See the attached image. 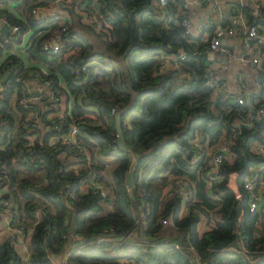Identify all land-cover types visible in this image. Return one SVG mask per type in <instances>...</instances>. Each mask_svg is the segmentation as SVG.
Returning a JSON list of instances; mask_svg holds the SVG:
<instances>
[{"label":"trees","instance_id":"1","mask_svg":"<svg viewBox=\"0 0 264 264\" xmlns=\"http://www.w3.org/2000/svg\"><path fill=\"white\" fill-rule=\"evenodd\" d=\"M53 1L0 0V18L18 26L0 35V75L10 71L0 90V164L6 168L0 174L15 213L12 223L22 228L29 252L25 258L9 233L0 238V264H52L51 256L67 251V264H264V215L249 211L244 188L254 168L264 179V125L245 124L251 108L264 105V91H253L242 103L233 95L212 99L205 82L216 24L187 31L185 0H163V9L157 0H58L69 25L63 46L53 52L42 44L62 23L31 12ZM232 9L264 26V5ZM71 18L96 41L77 32ZM29 30L24 51L43 66L9 52ZM181 52L178 68L159 71L161 55L177 59ZM256 77L263 86L264 60ZM30 83L48 85L56 99L23 104ZM120 109L124 141L139 153L130 188L131 154L116 143ZM69 121L79 124L78 142L91 167L101 171L95 177L90 166L74 170L82 160L74 146L51 141ZM196 135L208 150L227 146L209 187L204 159L186 163ZM108 157L115 163L106 178ZM180 178L192 191L185 203L176 187ZM93 179L101 188L83 189ZM73 234L82 236L84 246L73 244Z\"/></svg>","mask_w":264,"mask_h":264},{"label":"built area","instance_id":"2","mask_svg":"<svg viewBox=\"0 0 264 264\" xmlns=\"http://www.w3.org/2000/svg\"><path fill=\"white\" fill-rule=\"evenodd\" d=\"M65 2H71L73 0H64ZM205 0H191L193 4H200ZM58 3V0L56 1ZM157 5L159 8L163 9V0H157ZM259 5H256L254 8H257ZM32 14L38 16L40 18L48 16V6H38L31 10ZM233 17L229 18V23L223 25L218 23L215 25L213 29L212 36L210 38V45H209V54L208 57L210 60L213 59L212 55L216 52L221 55L226 56V60L218 62L221 68H228L230 65V61L236 60L239 63L245 65L250 64L252 65L256 72L260 69L261 63L264 60V28L263 26H258L255 23H249L245 18L243 12L238 9H233ZM63 12H57L53 14L52 17L55 19L60 20L62 23L61 28L55 29L52 34L46 38L42 44V48L45 50H50L53 52H57L63 46V41L65 38L61 37V34L68 28L69 23L68 15ZM191 10L189 7L187 8L186 12L184 13L183 24L186 27V30L191 32ZM6 21L5 18H0V25L2 22ZM206 25V24H205ZM11 26V25H10ZM18 30L17 25L11 26V33H15ZM234 36L238 37L240 40V51H236L235 49L229 50L224 43V40L229 37ZM9 52H13L12 48L9 49ZM162 59V64L159 67V71L163 72L167 69V65H171L172 69L179 67V60L184 57V53L181 52L179 58L174 59L170 56H160ZM205 84L212 88L211 97L212 99L220 98L226 99L229 98L232 94L228 92V84L226 80L223 79H215L212 75L211 68H208L206 73V82ZM46 85V84H45ZM38 86L40 93L37 97H34L30 92L27 86L28 92L30 96H25L22 98L21 102L26 104L27 101L32 99H38L41 97H47L48 99H56L53 95L54 93L50 91L48 85ZM254 91H259L262 89V84L255 77L254 81ZM249 95V96H248ZM252 95V92L247 94L244 92V88L242 86L238 87V93L233 95L235 100L238 103L247 102L249 101V97ZM55 116H57L61 121L64 119L63 114L61 112H55ZM34 114H31L33 116ZM258 120H264V105H258L248 112L247 119L245 124L248 126L257 125ZM264 125V124H263ZM2 130H0V136L2 134ZM79 133V124L73 121H69L68 129L60 134L58 137H53L51 139L52 142L58 140L61 144L74 146L79 155L82 156V160L78 161L73 165L74 170L78 171L83 167L90 166L91 177H95L101 173L96 168L91 167L90 164V157L88 150L78 142L77 135ZM193 151L191 155L186 159V163L189 165H194L198 163L200 160L204 159V164L202 167V176L204 177L207 186L211 185V174L216 171L219 167L224 155L225 151L227 150V146L224 143L219 144L214 150H207L201 143L199 139V135H196L192 141ZM257 170H254L250 177L244 182V188L249 193L251 200L249 202V211L252 213H260V215H264V179L258 178L256 173ZM6 168L5 165L0 164V173H5ZM90 184L94 186V188L99 187L101 185L99 182L95 181L94 179L86 182L83 185V189ZM177 191L180 194L183 202L185 203L192 197V191L190 188V182L186 179H177L176 182ZM7 192V183L6 178L3 174H0V219H2L5 223V227L7 228L8 233L16 234L17 237L20 239L19 235H23L22 228L18 225L12 223V219L14 217V211L12 209V202L9 198L5 197L4 194ZM104 194V191L102 190ZM37 215H39V211L37 210ZM25 238V237H24ZM73 244L78 246H84V239L79 234H73ZM124 240V238L120 239V241ZM242 249L244 252H248L246 248L242 244ZM69 251L61 254L58 257H52V264H67V257ZM29 252L27 250L24 257L27 258Z\"/></svg>","mask_w":264,"mask_h":264},{"label":"crops","instance_id":"3","mask_svg":"<svg viewBox=\"0 0 264 264\" xmlns=\"http://www.w3.org/2000/svg\"><path fill=\"white\" fill-rule=\"evenodd\" d=\"M185 3H186L187 8L189 7V9L191 10V17H190L191 33H198L203 30V26H205V24L208 22L218 24L222 22L223 19H226V20H229V18L231 19L233 17L232 8L235 5L247 4V5H250V7H255L256 5L263 6L264 0H234V1H231L229 5V10L227 13L223 11V8L220 5L216 4V0H205L200 4H193L191 0H185ZM47 6H48V16H52L53 14H56L57 12L61 11L58 8L60 6L56 1L51 2ZM11 11L16 13L18 16H21V14H19V12H22L21 10L12 8ZM79 13L85 14L84 11H79ZM22 15H23V12H22ZM71 20L72 18L70 19V22ZM31 33H32L31 30L25 33L24 36L22 37V42L18 45L13 46L12 50L14 52H18V54L24 59L26 64L43 66L39 58L32 57V59L30 58L29 60L27 57V50L24 51V48H23L24 46H28V47L30 46ZM224 43L229 50L235 49L236 51H240L241 49L240 40L238 37L229 36L224 40ZM212 57L213 59L211 60L210 65H209V68H211L212 75L215 77V79L226 80L228 84V92L230 94L232 95L237 94L238 87L240 86L244 88V92H247V94H249V92L251 93L254 91V86H255L254 81L256 77V70L252 65L250 64L243 65L239 63L238 61L233 60V61H230L229 67L224 69L220 67L218 62L220 63V61L226 60V56L215 52L212 55ZM168 66H171V65L168 64L167 69H172L171 67H168ZM35 87L36 86L33 85V83H30L28 85L29 89L30 88L34 89ZM1 88L2 87H0V90ZM262 89L264 91V85L262 86ZM0 229L5 230L6 233L8 232L7 228L5 227V223L2 219H0ZM1 237H4V236H0V238Z\"/></svg>","mask_w":264,"mask_h":264},{"label":"water","instance_id":"4","mask_svg":"<svg viewBox=\"0 0 264 264\" xmlns=\"http://www.w3.org/2000/svg\"><path fill=\"white\" fill-rule=\"evenodd\" d=\"M11 30V26L7 21H4L1 23L0 25V35L5 36L10 32ZM10 74L9 70L4 71L1 75H0V80L3 82L5 81V79L8 77V75ZM29 92L34 96L37 97L40 93L38 88H30ZM120 113H121V109L118 110L115 113V129H116V133H117V139H116V143L117 145L124 151H128L131 154V160L128 166V170H127V175H126V186H128L129 188L133 186V175H134V170L136 167V163L137 160L139 158V153L135 152L131 149L128 148L127 144L124 141L123 138V134H122V129H121V122H120ZM264 124V120H258L257 121V125L263 126ZM213 175L215 174V172L212 173ZM2 200L0 199V202ZM14 236H16V234H14Z\"/></svg>","mask_w":264,"mask_h":264},{"label":"rangeland","instance_id":"5","mask_svg":"<svg viewBox=\"0 0 264 264\" xmlns=\"http://www.w3.org/2000/svg\"><path fill=\"white\" fill-rule=\"evenodd\" d=\"M231 1H234V0H216V4H218V5H220L222 8H223V11L225 12V13H227L228 12V10H229V5H230V2ZM82 17V16H81ZM73 19V18H72ZM85 20H88L86 17H84V18H81V21L84 23L85 22ZM71 22H73V24H75V27H74V29L77 31V32H82V35L83 36H85V37H88L90 40H95L96 41V36H95V34L92 32V31H90V30H88L87 28H85L84 26H83V24H80V22H79V24L76 22V21H71ZM87 22H89V21H87ZM249 85V84H248ZM0 87H2V81L0 80ZM51 115H52V113H51ZM208 150V149H207ZM107 163H106V165H105V167H104V170H103V174L105 175V177L107 178V177H109V174H110V169H112V167H113V165H114V159L112 158V157H108L107 159ZM258 168H254L253 169V171L254 170H257ZM110 179V178H109ZM108 179V180H109ZM106 190V189H105ZM107 206V205H106ZM108 207V206H107ZM205 228V225L204 224H201L200 225V229H204ZM9 233L7 232L6 233V231L5 230H1L0 229V236H6V235H8ZM19 237H20V239L18 240L19 242H17V246H18V250H19V252L22 254V255H24V254H26V252H27V250H28V248H27V241H25L26 239L22 236V235H19Z\"/></svg>","mask_w":264,"mask_h":264},{"label":"clouds","instance_id":"6","mask_svg":"<svg viewBox=\"0 0 264 264\" xmlns=\"http://www.w3.org/2000/svg\"><path fill=\"white\" fill-rule=\"evenodd\" d=\"M14 235V234H13ZM17 236V235H16Z\"/></svg>","mask_w":264,"mask_h":264}]
</instances>
